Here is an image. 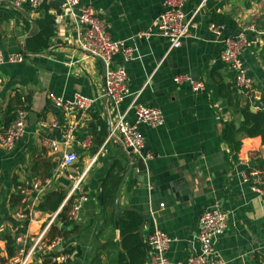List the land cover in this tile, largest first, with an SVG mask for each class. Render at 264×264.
Returning a JSON list of instances; mask_svg holds the SVG:
<instances>
[{
  "label": "crops",
  "instance_id": "1",
  "mask_svg": "<svg viewBox=\"0 0 264 264\" xmlns=\"http://www.w3.org/2000/svg\"><path fill=\"white\" fill-rule=\"evenodd\" d=\"M51 1L47 4L54 35L47 49L33 53L25 50L29 20L11 6V0H0L1 53L24 54L21 62L0 65V117L16 93L29 108L23 137L12 148L0 145V264L19 256V252L8 256V237L15 238L17 245L22 238L28 246L30 238L46 226L52 210L36 207L48 194L43 193L51 186L55 188L49 193H64L57 207L60 212L78 178L81 180L74 194L87 196L78 218L65 226L58 217L44 232L47 241L56 235L55 230L50 231L52 225L57 229L65 226L69 231L60 245L72 253L64 264H118L119 253L127 258L128 252L138 251L131 240L123 243L125 236L136 235L146 244L155 228L172 239L166 250L169 261L184 264L199 250L200 215L214 205L227 213V227L214 241V251L223 264H264V195L253 191L241 174L246 168L257 170L264 164V145L259 137L239 135L243 144L239 152H234L224 140L226 125L233 121L239 128L243 116L228 107L227 97L233 96L230 90L235 85L234 71L219 58L222 34L245 29L240 57L253 81L255 101H251L250 109L256 111L264 97V0H186L187 19L201 6L192 19L189 35L173 49H169L167 38L155 35L162 0H81L95 8L112 38L124 40L135 49L132 60L124 61L121 55L113 59V65L125 66L128 74L127 91L118 107L105 95L102 61L78 46L77 26L66 4L63 2L58 14ZM39 8L25 6L23 11L34 22L43 15ZM210 23L219 27L221 35L209 29ZM148 32L152 34L147 36ZM176 74L200 80L203 88L193 90L188 83L176 84ZM238 89L244 105L249 98ZM50 94L64 100L81 94L95 103L85 112L67 111L55 107ZM132 103L159 107L164 116L159 127L138 124L144 152L150 158L133 151L126 154L118 138L106 137L102 150L98 151L102 145L90 150L92 136L86 125L91 112L98 111L109 131L117 115ZM31 112L36 113L35 122L29 117ZM127 118L133 121L132 110ZM55 120L58 124L53 126ZM54 127H59L64 141L51 139ZM3 128L0 123V133ZM45 139L54 140L57 150L52 151ZM67 152L76 158L63 167ZM128 156L133 165L120 189L118 209L116 203L113 210L104 208L100 187L108 166L119 158L125 161L127 171ZM140 158L145 163L142 170H138ZM251 160L253 166L249 165ZM46 163L53 164L52 174L37 191L34 184L42 177L35 176L33 166L41 168ZM19 190L23 201L33 203L26 226L16 217L21 206L12 208L9 204L10 196ZM127 211L138 213L141 222L124 235L120 220L126 218ZM147 263L145 245L143 264Z\"/></svg>",
  "mask_w": 264,
  "mask_h": 264
},
{
  "label": "built area",
  "instance_id": "2",
  "mask_svg": "<svg viewBox=\"0 0 264 264\" xmlns=\"http://www.w3.org/2000/svg\"><path fill=\"white\" fill-rule=\"evenodd\" d=\"M47 0H11L15 7L25 8L28 6L32 9L38 8ZM204 1V0H203ZM202 1V2H203ZM186 0H162L161 11L155 20V35H160L168 39L169 49L177 48L181 45L184 38L189 35V27L193 25L192 19L199 10L201 4L187 19L184 5ZM68 8V13L77 26V44L85 52L98 57L105 67V95L111 103L118 107L127 91L128 74L125 66L113 65V59L116 55H121L124 61L134 58V48L127 45L124 40L114 39L108 32L103 20L99 17L95 8L83 3L81 0H64ZM209 29L221 35L220 29L214 23H210ZM152 33L148 32V35ZM246 34L245 29L237 34H222L221 50L219 58L234 71V84L241 90H250L253 81L247 75L240 53L245 45ZM22 52L9 53L3 55L0 50V65L3 62L16 63L23 60ZM176 84L188 83L193 90L203 88L200 80H194L186 74H176L173 78ZM1 84V79H0ZM52 103L55 107L62 110H79L81 112L88 111L92 108L95 100L85 95H75L73 99L64 100L50 94ZM133 111V121L127 118L128 111ZM11 119L3 131L0 133V145L6 148H12L18 140H20L26 132L27 110L22 107H16L11 114ZM144 123L149 127H159L164 123V116L159 107L151 105H143L132 103L128 109L119 113L110 126L107 139L118 138L125 147H132L133 152L139 155H145L150 158L149 153L142 151L144 149V139L139 132L138 124ZM53 126L58 124L55 120ZM71 129H67V138L71 135ZM49 143L52 151L57 150V144L54 140H44ZM103 145L98 151L102 150ZM76 155L67 152L63 155L62 166H68ZM243 178L247 180L251 189L261 195H264V181L259 175V171L255 169H245L241 172ZM81 178H78L72 185L66 198L71 199L69 207V217L72 220L78 218L83 203L87 200L84 194L75 195ZM49 180H46L47 183ZM44 183V184H45ZM43 183L37 180L34 187L37 191L43 189ZM27 212L22 209L16 212V217L21 220H29L33 203L27 204ZM59 209L49 215L46 226L36 235L30 238V243L26 246L22 238H18L17 242L20 247L19 256L12 258L9 262L3 264H64L70 257L71 252L67 250L58 251L57 247L61 245L62 237H54L45 240L44 232L46 227L57 218ZM227 227V213L220 209L217 205L205 209L198 220L197 239L199 242V250L189 255L184 264H223L222 259L214 251V241L216 237L222 234ZM172 241L164 231L155 228L146 238L148 246V263L147 264H173L166 257V250ZM2 264V263H1Z\"/></svg>",
  "mask_w": 264,
  "mask_h": 264
},
{
  "label": "trees",
  "instance_id": "3",
  "mask_svg": "<svg viewBox=\"0 0 264 264\" xmlns=\"http://www.w3.org/2000/svg\"><path fill=\"white\" fill-rule=\"evenodd\" d=\"M49 5L46 2H43L40 5V10L43 12L42 17H39L34 20V23L37 25L39 30L33 34L32 36L27 37L25 41V50L28 52L38 53L47 49L50 45L51 38L54 35L51 24L53 23V16L48 13ZM5 16V15H4ZM7 18V17H6ZM29 23V22H27ZM29 25V24H28ZM238 88L234 85L230 90L233 93V96L227 97L228 107L239 115L243 116V119L240 121L239 128L235 127L234 122L227 124L223 138L230 145L232 151L239 152L242 147L243 138H239L241 135L244 138H255L259 137L261 139V144L264 145V97L260 98L262 101L261 105L256 111L250 109L251 101H255L253 88L250 90H242L243 93L247 94L248 102L246 104L241 105L240 99L238 98L239 92ZM224 95V94H223ZM236 97V98H235ZM235 98V99H233ZM16 107H22L25 110H29L28 107L24 106L22 97L20 94H15L11 99L6 109L3 111V114L0 118V123L6 127L10 120H5L6 117H9ZM87 132L92 136L93 146L89 148L90 150H96L99 148L103 142L105 141L108 131H107V123L103 119V117L98 113V111L91 112L90 120L87 125ZM4 129V128H3ZM53 164L46 163L41 168L39 165L33 166V173L35 176H40L42 183L46 180V178L51 177L52 171L51 168ZM252 169V168H249ZM259 171V175L261 179L264 181V164L256 167ZM126 172V163L123 162L119 158H115L108 166L106 175L104 176L101 182V203L104 208H112L114 209L115 204V196L116 191L123 179V176ZM264 188V185H261ZM64 193L59 192H51L43 197V200L36 207L42 210H52L54 212L57 210L59 204L63 200ZM24 195L21 193V190L18 191V194H12L9 199V204L12 208L16 206H21L24 212H27L26 201H23ZM71 199L63 206L61 211L58 213L57 218L59 217L63 224L69 225L72 224V219L69 217V207H70ZM126 218L120 220L121 228L123 229L124 235L127 234L128 230H133L139 223L141 222V217L138 213L134 211H127L125 213ZM28 219L24 221V226H26ZM56 228L54 225L51 226L50 231H56V237H66L69 234L67 228ZM54 236V237H55ZM50 240V239H49ZM127 240H131L134 243V249L138 250L135 254L134 251L127 253V258L124 253H119L117 257L118 264H143V259L145 255V245L147 247V243H142L136 235H128L123 238V243L125 244ZM126 245V244H125ZM127 247V246H124ZM20 250L19 245L16 243V239H12L8 237V256L12 257L13 255L18 253ZM71 252V249H67V252Z\"/></svg>",
  "mask_w": 264,
  "mask_h": 264
},
{
  "label": "water",
  "instance_id": "4",
  "mask_svg": "<svg viewBox=\"0 0 264 264\" xmlns=\"http://www.w3.org/2000/svg\"><path fill=\"white\" fill-rule=\"evenodd\" d=\"M63 2H64V0H53V1H51L50 4H54V7L58 8V12H57V13L59 14V12H60V10H61L60 6L63 5ZM10 4H11V6H12L14 9H16L17 11H19L22 15L26 16V18L29 20V22H30V24H31V28H30V30L28 31V33H27V35H26V38L29 37V36H32L33 34H35V33L38 31V27H37V25L32 21L31 18H29V17L27 16V14L23 11L22 8L15 7L12 3H10ZM102 65H103V72H104V75H105V67H104V64H103V63H102ZM106 97H107V96H106ZM107 98H108V97H107ZM251 110H254V108L251 107ZM11 117H12V116L10 115L9 117H6L5 120H10ZM29 117H30V119L33 120V122H35L36 119H37V117H36V113H34V112H31V113L29 114ZM0 118H1V117H0ZM242 119H243V118H242ZM33 122H32V123H33ZM236 126L238 127L239 124L237 123ZM51 139H57V140H59V141H64V137L59 133V127H54V134H53V136L51 137ZM119 143H120L121 147L124 149V151L126 152V154L129 155V153H131V152L133 151V150H132V147H125L121 141H119ZM142 151H144V149H142ZM128 157H129V164H130V165H129V169L125 172V174H124V176H123V179H122V181H121V183H120V185H119V187H118V189H117V191H116V196H115L116 209H118L117 204H118V196H119L120 189H121V187H122L124 181L126 180L128 173H129L130 170L132 169V165H133V160H132V158H131L130 156H128ZM253 164H255L253 160L249 161V165H250V166H253ZM144 168H145L144 160H143V158H140V159L138 160V170H142V169H144ZM54 188H55L54 186H51V187H50L49 189H47L43 194H47V193H49V192H50L51 190H53ZM57 250H61V246L57 247Z\"/></svg>",
  "mask_w": 264,
  "mask_h": 264
}]
</instances>
